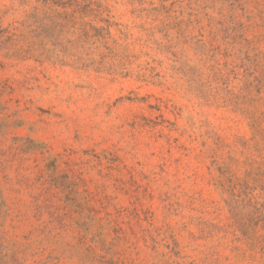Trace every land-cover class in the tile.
Instances as JSON below:
<instances>
[{
    "label": "rangeland",
    "instance_id": "obj_1",
    "mask_svg": "<svg viewBox=\"0 0 264 264\" xmlns=\"http://www.w3.org/2000/svg\"><path fill=\"white\" fill-rule=\"evenodd\" d=\"M0 264H264V0H0Z\"/></svg>",
    "mask_w": 264,
    "mask_h": 264
}]
</instances>
